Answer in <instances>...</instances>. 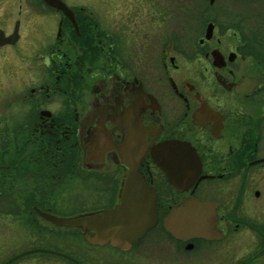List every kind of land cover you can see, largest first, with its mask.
<instances>
[{
    "label": "flooded vegetation",
    "instance_id": "obj_1",
    "mask_svg": "<svg viewBox=\"0 0 264 264\" xmlns=\"http://www.w3.org/2000/svg\"><path fill=\"white\" fill-rule=\"evenodd\" d=\"M52 1L0 0V214L46 246L0 264H92L85 246L107 264H264V0ZM138 158L155 222L127 249L43 218L114 210ZM191 202L206 238L165 225Z\"/></svg>",
    "mask_w": 264,
    "mask_h": 264
},
{
    "label": "water",
    "instance_id": "obj_2",
    "mask_svg": "<svg viewBox=\"0 0 264 264\" xmlns=\"http://www.w3.org/2000/svg\"><path fill=\"white\" fill-rule=\"evenodd\" d=\"M44 1L51 7H57L56 2L52 0ZM171 150L175 151L173 147L169 148V152ZM138 157L141 158V156ZM152 157L159 167L163 164V156L154 153ZM139 158L138 160L134 159L132 163L129 162V159L125 163L129 172L126 174L122 197L114 210L71 220L56 219L48 215H42L43 218L62 227H84L94 232L93 238L86 237L87 242L91 245L110 243L121 249H127L132 243L140 239L155 222V194L144 182L140 181L136 174ZM167 174L169 175V183L179 189V185L183 184L184 181L175 180L171 174ZM206 207V204L191 202L174 210L166 220L165 225L174 235L180 232L206 238L205 219L207 217L204 212ZM174 225L178 227L174 228Z\"/></svg>",
    "mask_w": 264,
    "mask_h": 264
},
{
    "label": "rangeland",
    "instance_id": "obj_3",
    "mask_svg": "<svg viewBox=\"0 0 264 264\" xmlns=\"http://www.w3.org/2000/svg\"><path fill=\"white\" fill-rule=\"evenodd\" d=\"M155 6H156V2H155ZM178 10H181V9H178ZM180 23L182 24V18L181 20L180 19L170 20V26L168 27V29H172L173 27L177 29V26L179 28H183L182 25L180 26ZM75 199L77 198H71L69 200V203L74 204ZM85 199L87 198L84 197V200ZM85 204H86V201L84 205ZM85 207H87V204L85 205ZM70 210L71 208L69 207L68 211L64 210L61 215L62 216H72ZM15 216L16 217H14V214L2 215V216L0 214V263L10 258L12 255L21 253L25 250L32 249V248L46 247V246L40 245L42 243L41 241H43V236H44L42 235L43 233L39 232V230L41 231V229L38 228L37 233H38V237L39 238L42 237V238L37 239V242L35 241L34 243L33 240L31 239V235H29V232L25 230V228L22 227V224L18 223V218H21V216L19 214ZM74 242L75 244L73 245L72 249H70V251H72L75 256L79 251L78 249L76 250V248L80 247L79 244L81 246L83 244L80 243L81 241L79 242V241L74 240ZM251 249H253V247ZM85 253H86V257L89 258L86 260H89V262L92 264H107V258L115 254L113 252H110L108 248L98 250V249H93L87 246H85ZM244 253H247V249L244 250ZM93 258H96V259H93ZM16 264H68V263L62 260L52 259L50 257H47L46 255H41L37 253V254H33L32 256L23 258L22 260L18 261Z\"/></svg>",
    "mask_w": 264,
    "mask_h": 264
}]
</instances>
